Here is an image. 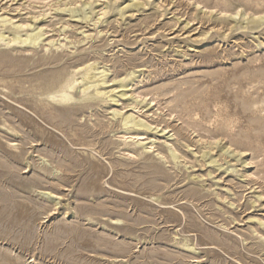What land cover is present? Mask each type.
Segmentation results:
<instances>
[{
  "label": "rangeland",
  "instance_id": "1",
  "mask_svg": "<svg viewBox=\"0 0 264 264\" xmlns=\"http://www.w3.org/2000/svg\"><path fill=\"white\" fill-rule=\"evenodd\" d=\"M0 35V264H264V0H0Z\"/></svg>",
  "mask_w": 264,
  "mask_h": 264
},
{
  "label": "bare ground",
  "instance_id": "2",
  "mask_svg": "<svg viewBox=\"0 0 264 264\" xmlns=\"http://www.w3.org/2000/svg\"><path fill=\"white\" fill-rule=\"evenodd\" d=\"M130 6V5H129ZM34 32V31H33ZM28 35H29V33H28ZM0 39L1 40H3L2 39V35H0ZM18 39H20V37L18 36V37H14V35L12 36V42H13V40H18ZM27 39H30L31 41H34L35 40V37H31V36H29V37H26L25 39H21V42H24L25 40L27 41ZM92 66V65H91ZM93 67V66H92ZM105 72V71H104ZM101 73H102V77L99 79V80H101V81H104L103 79H104V73H103V70H101ZM84 74V73H83ZM93 74V73H92ZM93 76H95L94 74H93ZM92 76V77H93ZM106 76V75H105ZM62 82H63V80H61ZM94 80H92V81H90V83H88L89 85H86L87 83L86 82H84V84H82L83 85V89H86V88H88L91 84H92V82H93ZM97 81V80H96ZM85 85V86H84ZM74 87V85H73V82H71L70 80H66L63 84H60L59 86H58V89H56L55 91L58 93V94H55V95H51V97H50V99L52 100V101H56V102H67L68 103V101H70L71 99H73V96H72V94H70V92H69V90L71 89V88H73ZM50 93V91H45V95H48ZM122 95V94H121ZM115 112V111H114ZM113 113V112H112ZM117 113V112H116ZM131 120H133L132 119V116L131 115H125V117H124V124H127V123H130L131 122ZM134 121V120H133ZM122 122V121H121ZM140 123H141V121H140ZM139 125V124H138ZM141 125V124H140ZM146 126V125H145ZM139 137V136H138ZM171 153V152H170ZM171 156H173V155H171ZM175 156V155H174Z\"/></svg>",
  "mask_w": 264,
  "mask_h": 264
}]
</instances>
